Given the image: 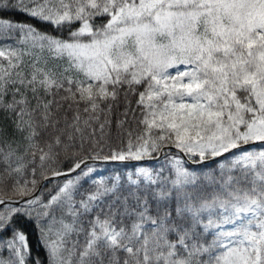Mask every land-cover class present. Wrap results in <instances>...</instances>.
Returning a JSON list of instances; mask_svg holds the SVG:
<instances>
[{
	"label": "snow or ice",
	"instance_id": "snow-or-ice-1",
	"mask_svg": "<svg viewBox=\"0 0 264 264\" xmlns=\"http://www.w3.org/2000/svg\"><path fill=\"white\" fill-rule=\"evenodd\" d=\"M0 264H264V0H0Z\"/></svg>",
	"mask_w": 264,
	"mask_h": 264
}]
</instances>
